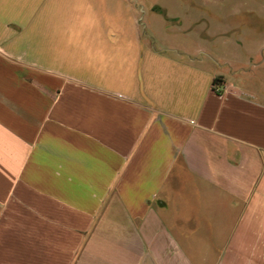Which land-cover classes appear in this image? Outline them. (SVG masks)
I'll return each mask as SVG.
<instances>
[{"label":"crops","instance_id":"0c3cea01","mask_svg":"<svg viewBox=\"0 0 264 264\" xmlns=\"http://www.w3.org/2000/svg\"><path fill=\"white\" fill-rule=\"evenodd\" d=\"M138 4L0 0V264H264V49Z\"/></svg>","mask_w":264,"mask_h":264},{"label":"rangeland","instance_id":"374dc122","mask_svg":"<svg viewBox=\"0 0 264 264\" xmlns=\"http://www.w3.org/2000/svg\"><path fill=\"white\" fill-rule=\"evenodd\" d=\"M129 2L134 4L139 3L138 7L141 6V3L149 8L155 5L153 6L154 10H150L151 12H157L158 6L167 7L168 10L165 15L158 13L154 16L153 23L158 33H164L163 29L167 26L166 24L168 22H171V19H177L185 14V12L180 9L181 5L219 2V5H222L219 6V26L220 21L226 20H221L223 16L228 18L226 20L228 21L225 25L226 27H222V30L227 33V37L230 38V41L227 42V46L225 47L227 52L231 53L235 51V49H231L228 44L233 45V41L237 42V40H241L245 44V50L248 52L264 49V0H129ZM204 19L209 25H217V19H215V17ZM168 26L169 29H175L176 27L174 24ZM201 27L203 28L204 26ZM256 62L260 63L264 61L257 57ZM255 77V80L253 79L250 85L254 86L255 84L264 83V67L257 71Z\"/></svg>","mask_w":264,"mask_h":264},{"label":"trees","instance_id":"16d2710c","mask_svg":"<svg viewBox=\"0 0 264 264\" xmlns=\"http://www.w3.org/2000/svg\"><path fill=\"white\" fill-rule=\"evenodd\" d=\"M219 82H220V80H219V79H216V80L214 81V85H215V86L218 85Z\"/></svg>","mask_w":264,"mask_h":264}]
</instances>
